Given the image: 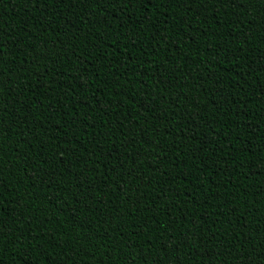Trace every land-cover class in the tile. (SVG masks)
Returning a JSON list of instances; mask_svg holds the SVG:
<instances>
[{
    "label": "trees",
    "instance_id": "trees-1",
    "mask_svg": "<svg viewBox=\"0 0 264 264\" xmlns=\"http://www.w3.org/2000/svg\"><path fill=\"white\" fill-rule=\"evenodd\" d=\"M0 44V264H264V0H0Z\"/></svg>",
    "mask_w": 264,
    "mask_h": 264
},
{
    "label": "snow or ice",
    "instance_id": "snow-or-ice-1",
    "mask_svg": "<svg viewBox=\"0 0 264 264\" xmlns=\"http://www.w3.org/2000/svg\"><path fill=\"white\" fill-rule=\"evenodd\" d=\"M54 2H56L57 4H62L64 2V0H54ZM85 2V0H80V3L83 4ZM91 2H96V0H91ZM123 2L127 5L128 3L131 2V0H123ZM229 3L234 4L235 6H241V0H228ZM249 0H243V3H248ZM145 3L150 4L151 0H145ZM221 5L223 6L224 0H220ZM147 18V17H145ZM4 48L5 46L3 44H0V58H2L5 53H4ZM2 62V61H0ZM10 71V70H9ZM0 111H5V109H0ZM0 123H2V120H0ZM7 129L5 128H0V135H3L4 132H6ZM3 235V225H0V236ZM12 243H15V241H11ZM261 244L264 245V239L261 240ZM0 251H3V249H0ZM113 251H115V248H113ZM257 259H260L259 257H257Z\"/></svg>",
    "mask_w": 264,
    "mask_h": 264
}]
</instances>
